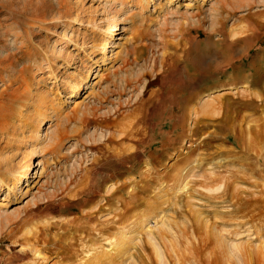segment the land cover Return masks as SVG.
Segmentation results:
<instances>
[{
  "label": "rangeland",
  "instance_id": "rangeland-1",
  "mask_svg": "<svg viewBox=\"0 0 264 264\" xmlns=\"http://www.w3.org/2000/svg\"><path fill=\"white\" fill-rule=\"evenodd\" d=\"M259 68L264 0H0V264H264Z\"/></svg>",
  "mask_w": 264,
  "mask_h": 264
},
{
  "label": "bare ground",
  "instance_id": "bare-ground-1",
  "mask_svg": "<svg viewBox=\"0 0 264 264\" xmlns=\"http://www.w3.org/2000/svg\"><path fill=\"white\" fill-rule=\"evenodd\" d=\"M118 29V25H115V26H113V28H112V30L109 32V34H108V36H107V44H106V47L108 48L109 46H110V42H109V40L112 38V35H114V31H116ZM235 36L236 35H233L232 36V39H231V43H233L234 42V38H235ZM229 40V39H228ZM228 42V41H227ZM230 45V44H229ZM107 50V49H106ZM106 50L105 51H101V53L102 54H106ZM221 53V52H220ZM217 54V53H216ZM223 54V53H222ZM261 74V69L259 68V69H257L254 73H251V74H247L245 77H243L244 79H245V82L247 83L246 85L248 86V85H250V86H255V85H258L259 86V88H262L261 90L262 91H264V79L262 78V80L263 81H260V83L259 82H257V81H254L255 80V76H258V75H260ZM261 76V75H260ZM236 78V77H235ZM235 78H232V80H230L231 82H229V87L230 86H233L234 84H231L232 82L233 83H235V81H233V79H235ZM254 81V82H253ZM260 84V85H259ZM250 86H249V88H250ZM218 87V86H217ZM247 93V92H246ZM245 93V94H246ZM249 93V92H248ZM263 93V92H262ZM250 95H262L261 94V92L260 91H258V92H253V93H250ZM260 97V96H259ZM249 98V97H248ZM256 99V98H255ZM259 99V98H258ZM250 100V99H249ZM254 102H256V100H254V99H251L250 101H249V106H251ZM262 103H258L257 102V106H258V109H256L255 111L254 110H252V111H254L255 113H253L252 112V114L249 116V118H248V120H247V128H248V137L246 136V130L244 129H240L241 130V133H240V135H241V138L243 139V138H245L246 140H247V142H246V144H245V147H246V149L247 148H249V151H253L254 153H256V155H258L259 157H260V159H261V161L263 160V162H264V107L262 108V109H260L259 110V106L261 105ZM198 114L201 112V110L199 109L198 111H196ZM197 114V115H198ZM196 115V116H197ZM202 115V114H201ZM201 115H200V117H201ZM200 117H196V119H195V124L197 125L199 122H200ZM247 119V118H246ZM242 123H240L241 124V127H243V122H244V124H245V122L246 121H241ZM244 128V127H243ZM246 134H245V133ZM245 134V135H244ZM125 139V138H124ZM245 140V141H246ZM244 141V140H243ZM243 143V142H242ZM245 143V142H244ZM192 144V143H191ZM201 143L198 145V146H196V149L198 148V149H200L201 148ZM193 147V146H192ZM200 147V148H199ZM193 151H195V150H192L191 152H188L187 154H186V157H184V158H182V159H184L183 160V162H185V163H187V166H184V170H179V169H174V172H175V174H173L172 175V177H173V179H178V181H177V184H176V187H177V192H188V190H189V181H187V176H184L185 174H189L190 173V171L191 170H194V168H198V167H200V164H198V158L197 159H195V160H193L194 158V155L192 154L193 153ZM132 153H134V151H130L127 155H131ZM200 153V152H199ZM192 154V155H191ZM230 154V153H229ZM237 156V155H236ZM239 156V155H238ZM228 157V156H227ZM206 158V157H205ZM194 163V166H191V164H193ZM149 165H150V162L149 163H147L146 164V167L144 168V170H143V174H144V176H146V177H150V175L152 174L151 173V171H150V169L148 168L149 167ZM191 166V168L189 169L188 167H190ZM176 166L174 165V168H175ZM194 167V168H193ZM220 167V166H219ZM189 170H188V169ZM193 168V169H192ZM27 172L25 173V174H21V177H22V179H27L28 178V174H29V171H30V165L27 167ZM173 169V168H172ZM197 170H199V169H197ZM186 171V173H184V172ZM154 172V171H153ZM227 173H229V172H227ZM232 174V173H231ZM192 175V174H191ZM215 175H217V174H214V173H211L210 175H209V178H212V180H217V176H215ZM184 176V177H183ZM169 177H170V174H169ZM206 178V177H205ZM150 179H151V177H150ZM231 178H229V177H227L226 179H224V180H222V183H218V186L216 187V191L217 190H219V189H223V192H225L222 196H217V197H220V199H222L223 201L222 202H227V201H230L231 202V204H232V206L233 205H240V203L242 204V201H243V198H241V196H240V194L239 193H233V191H232V195H231V199L230 200H228V198L229 197H227L226 196V194H228V192L226 193V191H227V189H229V187L230 186H233L234 184H233V181L232 180H230ZM135 185H136V183H135ZM140 185V184H139ZM166 186V185H165ZM121 187V186H120ZM119 187V188H120ZM162 187V186H161ZM167 187V186H166ZM118 188V189H119ZM133 188V187H132ZM195 188V187H194ZM234 188V187H233ZM237 188V187H236ZM117 189V190H118ZM175 189V188H174ZM200 189V188H199ZM207 190V189H206ZM213 190V189H212ZM238 190V189H237ZM137 191V190H136ZM140 191V190H139ZM211 191V190H210ZM236 191V190H235ZM132 192H134V191H132ZM220 192V191H219ZM237 192V191H236ZM229 193H230V191H229ZM131 194H133V193H131ZM219 194V193H218ZM222 194V193H221ZM191 195V194H190ZM189 197V196H188ZM213 197H215V196H213ZM131 202V201H130ZM206 203V202H205ZM211 203V202H210ZM225 205V204H224ZM230 206V205H229ZM231 206V207H232ZM118 208V207H117ZM124 208H126V207H124ZM130 208L131 207H127V209L126 210H124V211H122V213H121V215H120V217L122 216V220H127V219H131L132 217H134L135 216V214H137V212H136V210H135V214H133V213H131L132 211H134V207L130 210ZM239 209V208H238ZM120 210V209H119ZM129 210L131 211V212H129ZM237 210V209H236ZM232 211H234V210H232ZM230 212H231V210H230ZM237 212V211H236ZM115 213V212H114ZM119 213H120V211H119ZM130 214H133V216H130ZM165 214V213H164ZM234 214V213H233ZM117 215H119V214H117ZM116 215V216H117ZM146 216V215H145ZM114 217V216H113ZM149 218V217H148ZM113 219H115V218H113ZM165 219V218H164ZM146 221L148 220V219H145ZM159 220V219H158ZM235 220V219H234ZM128 221V220H127ZM145 221V222H146ZM123 223V222H122ZM147 223V222H146ZM151 224V221H149L148 222V225H150ZM161 224V222L160 221H156V222H154V225H150L149 226V228L150 229H152V228H158L159 226L158 225H160ZM163 224V223H162ZM162 226V225H161ZM169 228V227H168ZM173 229V228H172ZM167 230V229H166ZM107 231V230H106ZM152 231V230H151ZM100 233H101V231H99ZM170 232V231H169ZM106 233V232H105ZM102 234V233H101ZM124 233L122 232L121 233V231H119L118 229H117V227H116V229H114V232L112 233V234H109V235H107V234H105V235H107V236H105V238L103 239L104 241H106V243L109 241V243H111L110 245H111V247H112V249H115L114 250V252L115 251H122L123 250V248L125 247V246H127V244L129 243V241H130V238H128V237H126V236H124L123 235ZM153 234V233H152ZM174 234V233H173ZM159 235V234H158ZM93 236V235H92ZM102 236H104L103 234H102ZM163 236V235H162ZM101 237V236H100ZM173 237H174V235H173ZM177 237V236H176ZM162 238V237H161ZM164 238V237H163ZM82 240V239H81ZM90 240H92V238L90 239ZM37 241V240H36ZM89 241V240H88ZM100 241H102L101 239H100ZM90 242V241H89ZM89 242H84V243H86V246H84L83 245V247H87V249L88 250H86V251H91L92 249H97V245H95L96 243L95 242H93V243H89ZM103 242V241H102ZM161 242V241H160ZM109 243H108V246H110L109 245ZM101 244V243H100ZM154 245V244H153ZM100 246V245H99ZM105 247V245L104 244H102L101 246H100V248L102 249V248H104ZM99 248V247H98ZM126 249H127V247H126ZM156 249H157V247H156ZM84 250V249H83ZM102 250H104V249H102ZM125 250V249H124ZM123 250V251H124ZM125 252H126V250H125ZM122 253H124V252H122ZM127 253V252H126ZM125 253V254H126ZM108 253L107 252H105V251H102L101 252V256H99L100 258H102V257H107L106 255H107ZM112 254V253H111ZM157 254H159V251H158V249H157ZM159 256H160V254H159ZM111 257V256H110ZM97 258H98V256H97ZM97 260V259H96Z\"/></svg>",
  "mask_w": 264,
  "mask_h": 264
}]
</instances>
